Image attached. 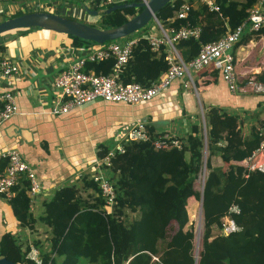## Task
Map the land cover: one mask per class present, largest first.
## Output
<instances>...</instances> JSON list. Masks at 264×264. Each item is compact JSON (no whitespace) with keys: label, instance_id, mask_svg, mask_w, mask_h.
<instances>
[{"label":"trees","instance_id":"1","mask_svg":"<svg viewBox=\"0 0 264 264\" xmlns=\"http://www.w3.org/2000/svg\"><path fill=\"white\" fill-rule=\"evenodd\" d=\"M57 1L58 4L75 2L84 12V7L98 11V24L91 25L99 28L118 26L142 10V7H125L106 13L105 10L116 3L103 7L101 0ZM215 1L220 8L218 12L209 11L194 0H170L156 12L164 29H178L185 25L200 27L197 37L189 36L174 42L184 62L192 60L202 44L234 30L258 0ZM185 2L191 4L186 18H176V12ZM32 11L35 10L19 8L7 18ZM53 12L78 20L58 9ZM152 21L133 34L115 40L137 39L130 58L118 72V81L122 84L137 82L149 87L169 67L165 59L167 46L161 45L153 51L148 44L149 34L159 35L157 23L153 25ZM32 29L40 28L17 31L22 35ZM262 33L264 30L249 34L257 36ZM250 36L241 37L236 44L247 41ZM67 37L75 49L96 44L72 35ZM115 62L114 57L87 60L83 70L107 75L112 73ZM212 74L215 79L219 75L215 69ZM255 78L264 83V71ZM154 99L141 104H153ZM195 115L197 119L199 116ZM204 119L208 152L205 167L208 172L202 192L204 227L197 264H264V172L253 171L244 175L242 164L264 136L260 130L264 131V122L243 136L239 118L234 113L211 106L205 110ZM146 129L147 140L121 141L124 151H116L110 166L103 168L116 192L111 213H106L105 200L89 173H84L79 185L73 183L53 189L51 196L42 200L41 211L36 215L32 212L28 195L29 181L24 176L11 188L13 194L9 199L0 193V257L23 264H38L27 257L32 246L38 250L40 264H195L192 253L194 232L187 202L190 197L200 199V193L193 191V183L203 167L202 126L198 120L193 121L187 135L179 139L180 148L169 149H155L152 142L162 136L154 133L151 123H146ZM112 140L99 143L96 152L99 158L115 146L116 141ZM214 156L224 164L213 165L211 158ZM5 164V160L0 162V170ZM232 204L239 208L233 219L241 229L221 235V219ZM173 222L177 228L169 234ZM38 223L48 228L45 249L40 241L29 242L21 235L23 230L33 231ZM214 228L217 230L215 236L212 234ZM152 255L157 256L158 261L153 260Z\"/></svg>","mask_w":264,"mask_h":264},{"label":"crops","instance_id":"2","mask_svg":"<svg viewBox=\"0 0 264 264\" xmlns=\"http://www.w3.org/2000/svg\"><path fill=\"white\" fill-rule=\"evenodd\" d=\"M42 1L59 12L69 4ZM0 5L10 13L19 9L15 3ZM21 6L23 10H33ZM10 32L2 35L1 42L5 53L17 62L19 73L8 82L2 80L0 90L12 91L18 113L2 123L0 149L16 147L36 168L41 191L34 197L32 212L41 211L42 200L50 197L53 189L73 183L79 185L84 173L90 174L99 143L116 141L114 133L124 123L144 119L153 124L154 133L181 139L187 135L192 121H199L195 114L199 116L201 111L204 115L211 106L236 114L243 136L264 122V95L240 90L247 76L264 71V34L250 36L245 31L241 37L249 35L250 38L233 47L239 80L236 91L228 89L219 71L215 79L214 69L206 67L192 72L195 88L182 87V81L175 80L155 97L160 101L154 99L153 104H111L97 100L63 115L48 116L44 110L56 96L53 79L77 55V49L67 35L52 31L32 29L15 36ZM211 162L216 166L224 164L218 156L212 157Z\"/></svg>","mask_w":264,"mask_h":264},{"label":"built area","instance_id":"3","mask_svg":"<svg viewBox=\"0 0 264 264\" xmlns=\"http://www.w3.org/2000/svg\"><path fill=\"white\" fill-rule=\"evenodd\" d=\"M12 0H0L2 2H11ZM15 0V4L23 9L31 7L40 10L47 9L53 11V6H49L42 0ZM124 0H101L100 5L106 7L110 4L119 3ZM194 3H201L207 7L209 11L218 12L219 5L215 0H194ZM264 0H258L248 10V16L234 30L227 31L217 40L210 41L201 45L198 54L189 62H184L180 53L174 46V42L187 38L189 36L197 37L200 27L182 26L178 29H164L159 22L156 21L159 35L149 34L147 36L148 44L151 50L157 51L161 45L167 46V60L169 67L161 75L158 81L149 87H143L137 82L122 84L118 81V72L121 67L128 61L131 56L132 46L137 42L136 38L123 41H110L103 44H91L88 47L77 49V55L68 62L53 79V87L56 90V96L51 105L44 110V114L48 116H58L69 112L71 109L81 108L85 105L92 104L97 100H103L112 103H126L129 105H137L149 101L166 89L175 79H180L186 88H195L193 82V71H198L206 67H212L219 71L222 80L226 83L231 91L238 90V77L236 73V58L233 54L234 45L241 39L245 31L258 32L264 30V10L262 4ZM191 4L183 3L175 17L184 19L187 16ZM83 9V8H82ZM98 19H99V15ZM264 34V33H262ZM108 57H114L115 64L111 74H96L93 71H84L85 61H100ZM19 73V66L15 60L5 53V49L0 44V82L2 80L8 82ZM242 91H250L254 93L264 94V83L258 81L255 76H247ZM18 113L15 96L10 89L0 90V127L11 116ZM146 121L136 120L132 123H124L116 129L114 137L115 146L110 149L102 158L97 155L94 158L93 165L89 170V177L96 182L100 189V194L105 200L104 209L106 213H111L115 204V188L108 178L103 168L110 166V160L114 157L116 151L122 153L124 151L121 141L129 140H147L149 138ZM202 133L204 146L206 145V127L203 121ZM261 135H264L262 128ZM155 149H169L171 147L180 148V140L173 137L162 136L152 142ZM97 152V150H96ZM95 152V153H96ZM207 150L203 148V179L202 186L205 181V159ZM5 160L6 164L0 170V193L5 199L12 196L11 188L16 185L21 176L29 181L28 195L33 203L35 195L41 191L40 181L33 169L21 156L16 147L0 149V162ZM244 175L253 171L264 172V136L259 145L244 160ZM239 213L236 204H232L226 214L222 217L220 234L228 235L241 229L233 219L234 214ZM201 251L200 242L193 240V256L197 260ZM27 257L40 264L41 260L38 256V250L31 246ZM152 259L158 261V257L152 255Z\"/></svg>","mask_w":264,"mask_h":264},{"label":"water","instance_id":"4","mask_svg":"<svg viewBox=\"0 0 264 264\" xmlns=\"http://www.w3.org/2000/svg\"><path fill=\"white\" fill-rule=\"evenodd\" d=\"M170 0H140L139 2H122L116 3L105 10L110 13L116 9L125 7H142V10L136 15L128 19L126 22L109 28H99L80 20L70 19L61 14L50 11L36 10L26 12L21 15L10 17L0 21V35L7 32L24 29V28H40L43 30L53 31L57 34L72 35L84 40H90L96 44H103L106 41H114L127 37L142 27L146 26L151 20L157 21L156 12ZM89 15H98V11L84 7ZM204 121V116L202 115ZM206 149V145L203 146ZM204 164V169H205ZM202 191L200 192V201L202 206ZM198 259L195 260L197 264ZM0 264H23L13 262L5 257H0Z\"/></svg>","mask_w":264,"mask_h":264},{"label":"rangeland","instance_id":"5","mask_svg":"<svg viewBox=\"0 0 264 264\" xmlns=\"http://www.w3.org/2000/svg\"><path fill=\"white\" fill-rule=\"evenodd\" d=\"M0 6H2V5H0ZM0 9H1L0 14H2L0 16V21L7 19V16L10 14V12H8V9L5 7H0ZM53 11H54V9H53ZM61 12H62V14L73 16V17L77 18L78 20L89 23V24H95V25L98 24V16L97 15L96 16L89 15V13L84 12L83 9H81V7L79 5H77L75 2L66 4L65 8L62 9ZM155 22L156 21H152L153 25L155 24ZM10 33L13 34L12 36L20 34V32L17 30H13V32H10ZM12 36L10 35V37H12ZM202 115L203 114L200 111V115H199L200 125L203 124ZM204 122H205V119H204ZM207 155H208V152L206 154V157H207ZM202 172H203V169L200 171L198 177L196 178V180L193 183V191H197L199 193L202 191V179H203V173ZM205 172H206V174H205V176H206L207 172H208L206 168H205ZM200 176H201V179H200ZM38 200H40V199H38ZM187 211H188L189 217H190V226L193 228V232H194V240L196 242L199 241L200 245H201L202 234H203L202 228L204 227V221L202 218L201 226L198 227V225L200 224L199 222H200V217H201L200 214L201 213H202V217H203L200 199H196V197H190L188 199V202H187ZM33 213L36 215L38 212L34 209ZM131 217H132V215L130 214L129 218H131ZM176 228H177V225H176V223L173 222V224L170 226V228L168 230V233L171 234ZM197 228L198 229L200 228V232H201L200 238L201 239H199L198 235H200V233L198 232ZM212 234H213V236L217 235V230L215 228L213 229ZM21 235H23L25 238H27L29 242H33L35 240L40 241L41 244L44 245V249L47 246L48 228L41 223H38L33 231L23 230L21 232Z\"/></svg>","mask_w":264,"mask_h":264},{"label":"bare ground","instance_id":"6","mask_svg":"<svg viewBox=\"0 0 264 264\" xmlns=\"http://www.w3.org/2000/svg\"><path fill=\"white\" fill-rule=\"evenodd\" d=\"M91 16H92V15H91ZM205 173H206V172H204V174H205ZM201 176H202V175H201ZM201 176H200V179H201ZM200 215H201V217H200V222H199L200 224L198 225V227L201 226V222H202V218H203V217H202V213H201ZM197 229H198V228H197ZM202 229H203V228H202ZM198 232L200 233V235H198V236H199V239H201V238H200V236H201L200 228L198 229Z\"/></svg>","mask_w":264,"mask_h":264}]
</instances>
